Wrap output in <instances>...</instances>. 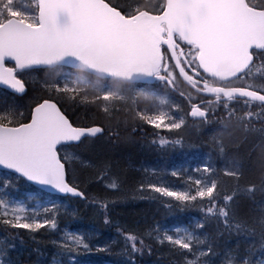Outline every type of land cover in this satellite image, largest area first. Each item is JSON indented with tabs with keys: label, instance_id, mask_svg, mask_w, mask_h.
<instances>
[{
	"label": "snow or ice",
	"instance_id": "6c2138e0",
	"mask_svg": "<svg viewBox=\"0 0 264 264\" xmlns=\"http://www.w3.org/2000/svg\"><path fill=\"white\" fill-rule=\"evenodd\" d=\"M66 66L77 68L80 75L72 79L70 73L61 76L56 72ZM40 70L56 73L52 82L42 85L49 95L64 94L84 105L103 102L100 108L109 116L123 109L142 124L169 131L185 126L187 116L202 124L236 120L245 130L251 128L264 136V127L255 128L257 122L264 125V0H0V86L5 93L24 95V77ZM177 70L199 94L179 91L190 106L187 113L171 95L178 90ZM257 75L260 83H250ZM210 78L221 82L220 86ZM153 80L162 82L169 93L163 97L151 93L156 110L140 108L135 96L129 94L137 91V84ZM234 81L244 84L224 86ZM144 95L149 98V93ZM58 105L59 100L34 97L25 116L0 101V224L33 232L58 227L55 204L44 208L52 217L40 220L28 213L25 203L8 198L7 190L16 191L13 181L20 178L85 198L70 170L78 156L68 154L67 149L104 129L74 126ZM238 105L243 108L242 115L237 113ZM220 109L223 116L218 115ZM160 143L169 141L161 139ZM216 143L223 153V144ZM202 173L201 178L189 177L194 191H174L155 184L148 187L180 202L208 198L206 214L222 220L226 230L235 227L239 232L242 225L235 222L229 207L235 193L225 195L224 205L218 207L214 169L206 164ZM171 174L178 175L176 171ZM224 174L237 180L241 175L227 169ZM108 186L116 188L117 184ZM254 190V185L247 188L249 193ZM102 207L106 209L107 204ZM104 223H111L107 216ZM197 227L203 228L204 223ZM260 227L264 240V219ZM174 231L175 236L165 234L161 242L167 240L186 250L182 253L184 264H209L216 255L211 245L206 250L201 247L207 241L197 233L180 228ZM117 233L123 235L132 253L140 251L137 243L144 245L143 239L132 233H122L119 228ZM10 247L14 245L0 238V264H10L3 258ZM59 247L71 251L89 245L83 236L67 234ZM258 251L254 261L251 253L226 254L225 264H264V245ZM53 264L64 261L54 259Z\"/></svg>",
	"mask_w": 264,
	"mask_h": 264
},
{
	"label": "trees",
	"instance_id": "16d2710c",
	"mask_svg": "<svg viewBox=\"0 0 264 264\" xmlns=\"http://www.w3.org/2000/svg\"><path fill=\"white\" fill-rule=\"evenodd\" d=\"M64 69L59 68L56 72L62 76ZM55 75L45 70L33 72L24 77L26 94L13 96L0 88V101L27 116L34 97L59 100L58 106L73 125H97L104 131L67 149L68 154L78 156L70 170L85 198L48 194L22 178L13 181L17 190L8 189V198L23 199L29 206L40 201H46L49 208L55 204L58 227L52 230L46 226L33 232L0 224V238H6L14 245L4 255L5 261L10 264H46L52 259H63L71 264H129L131 260L132 264H184L182 253L186 250L178 249L167 240L161 242L162 228L178 225H184L188 231L207 241L201 245L204 250L211 245L216 255L211 256L209 264H225V255L229 252L240 256L251 253L253 261L260 255L258 250L264 245L260 227V221L264 219V136L259 131L245 130L236 120L223 123L210 120L202 124L189 116L179 130L155 129L142 124L133 118L131 112L123 109L109 116L100 108L103 102L84 105L64 94L49 95L42 85L45 81L52 82ZM241 82L230 84L239 85ZM251 82L260 83L259 76ZM136 89L129 95L135 96L137 105L156 110L152 103L153 92ZM139 89L149 93V98L146 99ZM168 93L169 90H165L158 95L163 97ZM88 95L91 98V90ZM171 95L187 113L189 109L182 97L174 92ZM237 113L243 114L242 106H237ZM223 114L220 109L218 115ZM138 124L142 126L137 127ZM261 127L264 125L255 124L256 129ZM161 139L169 143L161 145ZM177 140L180 143H175ZM217 141L223 144V153ZM206 164L213 167V179L218 182L214 192L217 206L224 205L225 195L235 193L229 207L235 213V222L242 225L239 232L235 227L226 230L222 220L206 214L208 198L180 202L148 187L155 184L168 186L174 191H194L189 177L201 178ZM197 168L201 172H197ZM226 169L238 170L240 178L225 175ZM173 171L178 175L172 176ZM112 182L117 184L116 188L108 186ZM141 185H144L143 189ZM253 185L255 190L249 193L247 188ZM103 204H107L106 209ZM37 216L40 220L50 219L52 213H45L42 209ZM105 216L110 219V224L104 223ZM200 222L204 223L203 228L197 227ZM117 228L122 233H132L143 239V246L137 243L140 251L132 253L126 247L123 235H118ZM67 230L77 231L89 248L73 247L69 251L59 247Z\"/></svg>",
	"mask_w": 264,
	"mask_h": 264
},
{
	"label": "flooded vegetation",
	"instance_id": "af4514ba",
	"mask_svg": "<svg viewBox=\"0 0 264 264\" xmlns=\"http://www.w3.org/2000/svg\"><path fill=\"white\" fill-rule=\"evenodd\" d=\"M173 63V62H172ZM186 71H188L189 72V75H193V73H192V71L190 70V69H188L187 67H186ZM79 73V72H78ZM210 82L211 83H214V85L215 86H220V83L221 82H219V81H212L211 80V78H210ZM250 83H252V82H250ZM243 84H244V82H241L239 85H232V84H226V85H224V86H227V87H240V86H243ZM135 87H138V88H144V89H149V90H151L152 92H155L157 95L159 94V93H161V92H163V91H165V90H169L168 88H166L163 84H162V82H160V81H155V80H153V81H151L150 83H139V84H137ZM177 87H178V90L176 91V92H174V93H176V94H178L179 95V89L181 88L182 89V91H184V92H186V93H188V92H191V94L193 95V96H198L199 94L194 90V89H191L190 88V86L187 84V82L186 81H184V79L182 78V77H180L179 75H178V70H177ZM180 96V95H179ZM181 97V96H180ZM182 99H183V101H185V103H186V105H187V107H188V112L190 111V106H189V104H188V101L187 100H185L183 97H182ZM194 102H196V101H194ZM189 117H191V116H189Z\"/></svg>",
	"mask_w": 264,
	"mask_h": 264
},
{
	"label": "rangeland",
	"instance_id": "374dc122",
	"mask_svg": "<svg viewBox=\"0 0 264 264\" xmlns=\"http://www.w3.org/2000/svg\"><path fill=\"white\" fill-rule=\"evenodd\" d=\"M65 72L70 73L72 79H75L78 75H80V73L72 72L71 70H64V73ZM253 84H258V83H253ZM10 200H12V201H19V202H22V203H25L26 204L25 200H23V199H19V198L14 199V198H12ZM26 206H27L28 212H30L32 214H35L37 216L38 213H40V211H42V209H44L48 205H47V202L46 201H40V202H35L31 206H29V205L26 204ZM37 219H38V216H37ZM176 228H180L181 230L187 229L184 225H178V226L173 227V228H171V227H163L162 228V231H161L162 232V236L164 237L165 234L175 236L176 233H175L174 229H176ZM67 234L80 235L77 231L75 232V231H72V230H67ZM232 254H234V253H232ZM53 260L54 259L49 260V262H47L46 264H53ZM56 260H58V259H56ZM64 264H71V263H69V261H67V262H64ZM81 264H89V263L82 262ZM103 264H111V263L105 262Z\"/></svg>",
	"mask_w": 264,
	"mask_h": 264
},
{
	"label": "water",
	"instance_id": "95a60500",
	"mask_svg": "<svg viewBox=\"0 0 264 264\" xmlns=\"http://www.w3.org/2000/svg\"><path fill=\"white\" fill-rule=\"evenodd\" d=\"M173 63H174V61H173ZM66 67L69 68V69H71V70H73V71H79L77 68H74V67H70V66H66ZM201 71H202V70H201ZM182 78H183V77H182ZM146 83H147V82H146ZM0 88H3V89H4L3 86H0ZM9 92H10V91H9ZM26 122H27V121H26ZM74 126H75V125H74ZM92 126H97V125H91V126H76V127H92ZM97 127H100V126H97ZM99 134H101V133H98L97 135H99ZM97 135H96V136H97ZM22 179H24L26 182L30 183L31 185L37 187L38 189H40V190H42V191H44V192H46V193L53 194V195H58V196H70V197H76V196H72L71 194L57 193V192H55L54 190H52L51 188H48V187H45V186H39V185L34 184L33 182H29V181L26 180V178H22ZM79 198H81V197H79Z\"/></svg>",
	"mask_w": 264,
	"mask_h": 264
}]
</instances>
